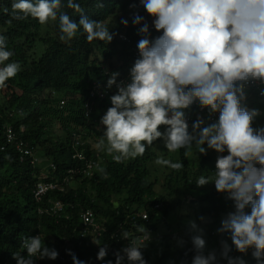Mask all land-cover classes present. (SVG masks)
I'll list each match as a JSON object with an SVG mask.
<instances>
[{"label": "clouds", "instance_id": "1", "mask_svg": "<svg viewBox=\"0 0 264 264\" xmlns=\"http://www.w3.org/2000/svg\"><path fill=\"white\" fill-rule=\"evenodd\" d=\"M133 1L131 7L137 12L133 24L143 26L138 29L134 58L128 61L130 68L119 79V73L110 78L102 68L104 80L83 90L84 97L105 90L107 100L97 117L102 135L73 131L71 146L81 165L51 178L43 168L33 190L41 205L50 193L59 195L38 211L67 219V228H75L92 260L69 250L70 241L43 243L31 227H26L30 231L23 236L20 227L11 232L14 239L20 238L14 241L18 254L13 258L18 264H34L33 257L60 258L71 264H102L105 258L116 260V264H157L145 259V242L159 243L167 234L176 235L183 221L164 224L154 219L162 213L156 212L150 219L144 209H137L129 213L133 226L115 231L113 209H118V201L111 200L113 209L103 200L91 207L95 197L86 195L92 186L98 189L97 176L109 177L101 165L108 160L104 155L115 152L118 155L110 157L111 161L125 164L130 171L128 184L138 180L142 155L150 153L148 167L158 180L154 190L163 188L166 175H174L187 190L195 186L203 194L209 188L223 198V211L216 214L217 231L224 239L218 246L223 249L212 250L205 239L194 236L197 256L187 264H264V0ZM67 7L81 11L74 0H68ZM60 8L61 0H16L12 4L14 18L30 16L40 24L56 20ZM101 21L82 14L77 22L61 12V39L74 38L82 28L88 42L110 43L113 34ZM121 22L128 25L126 19ZM154 29L162 35L153 41L147 37ZM5 40L0 36V63L12 56ZM19 68L16 62L0 68V85ZM103 81L104 85H99ZM249 89L259 90L257 105L255 98H245L244 91ZM65 103L60 101V106ZM23 132V127L17 131L4 124L6 145L1 151L10 147L21 162L36 167L43 160L23 138ZM85 144L91 145L89 153ZM194 162L193 171L198 174L192 178L189 173ZM129 186L134 197L138 186ZM165 197L155 209H166L174 222L182 215L192 220L191 227L196 229L195 198L175 204L172 194L167 192ZM162 225L167 226L153 237Z\"/></svg>", "mask_w": 264, "mask_h": 264}, {"label": "trees", "instance_id": "2", "mask_svg": "<svg viewBox=\"0 0 264 264\" xmlns=\"http://www.w3.org/2000/svg\"><path fill=\"white\" fill-rule=\"evenodd\" d=\"M14 2L16 0H0V36L6 38V49L12 52L8 60L0 63V68L13 62L20 66L14 77L0 85V264H18L13 258L14 254H18L14 241L20 238L14 239L10 236L18 227L21 228V236L29 233V227L33 228L46 244L70 241V246L67 245L69 250L77 253L79 258L92 260L91 256L85 253L75 228H67V219L38 211L48 200L56 201L59 195L50 193L41 205L35 201L33 190L43 168L51 178L61 177L65 171L81 165V162L74 158L75 151L71 146L70 134L73 131L79 130L89 136L102 135L97 117L107 100L105 90H101L94 97H84L83 90L94 81L104 80L102 68L109 72L110 78L113 73H119L116 79L124 76L131 66L128 61L134 58L135 40L143 23L133 24L134 14H137L134 7H131L135 5L133 0H74L80 4V12L68 8V0H61L57 19H49L45 24H40L30 16L25 19L14 18ZM101 4L102 7L99 6ZM61 12L67 13L77 22L82 14L96 21L102 20L113 34V40L110 43L100 40L88 42L82 28L74 38L62 40L63 34L59 27ZM125 19L128 21L127 26L121 22ZM149 32L147 38L153 41L162 35V31L156 29ZM104 83L105 81L99 85ZM250 91L251 89L244 91V96L248 99L255 98L253 103L257 105L261 100L259 90ZM261 91L264 93V87ZM62 100L66 101L63 107L60 106ZM4 124L12 125L17 131L23 127V138L40 152L43 161L34 167L27 161L21 162L18 154L10 147L1 151L6 145ZM84 147H88L89 153L91 145L85 144ZM115 155L118 153L112 152L109 157L104 155L108 160H104L101 165L109 177L97 176L98 189L92 186L86 192L87 197H95L96 202L91 203V207H95L97 201L103 200L113 209L111 200L118 201V209H113L117 215L115 231L132 227L129 213L137 209H144L150 219L156 212L162 213L154 216V219L164 224L171 221L177 225L169 215L170 212L162 207L155 209V205L166 199L167 192L175 197V204L183 203L190 196L195 198L192 201L193 221L197 228L193 229L190 224L192 220L185 218L188 225L183 221L182 226L176 228V235L167 234L168 238L159 243L145 242L146 247L142 252L144 251L146 260L157 264H187L188 259L194 261L197 256L192 240L194 236L205 239L212 250L223 249L218 246L222 245L224 239L217 231L216 217L217 213L223 211L221 196L209 188H206L203 194L195 186L187 190L174 175H166L162 183L163 188L160 191L154 190L158 180L153 177V171L148 167V164L152 163V155L147 153L141 158V175L137 181L129 183L139 189L132 197L126 178L130 171L125 169V164L111 161L110 157ZM195 167L194 162L189 173L192 178L198 174V171H193ZM84 187L86 188V184ZM128 234L129 239H133L130 233ZM109 260L116 264V260L111 258H105L102 264H107ZM33 261L34 264H71L60 258L51 260L33 257Z\"/></svg>", "mask_w": 264, "mask_h": 264}, {"label": "rangeland", "instance_id": "3", "mask_svg": "<svg viewBox=\"0 0 264 264\" xmlns=\"http://www.w3.org/2000/svg\"><path fill=\"white\" fill-rule=\"evenodd\" d=\"M37 43H41V42H40V41H37ZM42 45H43V48H45L44 44H42ZM40 51H41V50H40ZM182 211H183V208H182V210H180V212L182 213ZM184 220H185V217H182V215H180V217L178 218L176 224H177L179 221H184ZM173 225H175V224H173ZM166 226H167V225H162V226H160V227L158 228V230H157L156 232L153 233V237H156V238H157L158 233H159L161 230H163L164 228H166Z\"/></svg>", "mask_w": 264, "mask_h": 264}, {"label": "built area", "instance_id": "4", "mask_svg": "<svg viewBox=\"0 0 264 264\" xmlns=\"http://www.w3.org/2000/svg\"><path fill=\"white\" fill-rule=\"evenodd\" d=\"M26 152V151H25Z\"/></svg>", "mask_w": 264, "mask_h": 264}]
</instances>
